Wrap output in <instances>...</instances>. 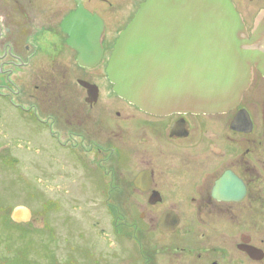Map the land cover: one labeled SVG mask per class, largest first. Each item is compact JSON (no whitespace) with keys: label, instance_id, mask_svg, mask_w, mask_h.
<instances>
[{"label":"flooded vegetation","instance_id":"flooded-vegetation-1","mask_svg":"<svg viewBox=\"0 0 264 264\" xmlns=\"http://www.w3.org/2000/svg\"><path fill=\"white\" fill-rule=\"evenodd\" d=\"M144 1L0 0V107L21 125L32 117L49 170L68 167L73 193L109 212L118 260L264 264V77L253 67L224 112L155 114L123 99L107 65ZM230 1L249 34L264 0Z\"/></svg>","mask_w":264,"mask_h":264},{"label":"water","instance_id":"water-1","mask_svg":"<svg viewBox=\"0 0 264 264\" xmlns=\"http://www.w3.org/2000/svg\"><path fill=\"white\" fill-rule=\"evenodd\" d=\"M86 19L102 29L98 17ZM253 67L264 77V9L248 34L230 0H145L119 33L107 75L116 94L144 111L216 113L238 103ZM27 216L23 207L11 213L15 222Z\"/></svg>","mask_w":264,"mask_h":264},{"label":"rangeland","instance_id":"rangeland-1","mask_svg":"<svg viewBox=\"0 0 264 264\" xmlns=\"http://www.w3.org/2000/svg\"><path fill=\"white\" fill-rule=\"evenodd\" d=\"M49 168L33 118L21 125L0 107V264H125L116 257L109 212L73 193L68 167L64 176ZM19 207L29 216L11 226L9 214Z\"/></svg>","mask_w":264,"mask_h":264},{"label":"trees","instance_id":"trees-1","mask_svg":"<svg viewBox=\"0 0 264 264\" xmlns=\"http://www.w3.org/2000/svg\"><path fill=\"white\" fill-rule=\"evenodd\" d=\"M8 217V216H7ZM10 222V225L11 226H15V227H20V226H22L21 224H17V223H15V222H13V221H9ZM28 223H25V226L27 225Z\"/></svg>","mask_w":264,"mask_h":264}]
</instances>
